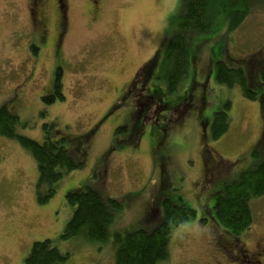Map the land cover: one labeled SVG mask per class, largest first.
<instances>
[{"label":"rangeland","instance_id":"rangeland-1","mask_svg":"<svg viewBox=\"0 0 264 264\" xmlns=\"http://www.w3.org/2000/svg\"><path fill=\"white\" fill-rule=\"evenodd\" d=\"M98 2L100 9L95 15L90 0H69L68 30L62 52L55 56L51 33L44 47L36 31L32 32L29 0H0V108L7 105L19 116L20 134L38 142L48 135L66 137L69 150L85 161L84 168L64 175L55 184L53 198L40 205L36 160L19 141L0 135V264H27L24 260L34 241L46 238L54 239L72 264H115L112 242L57 239L75 210L65 194L85 185L121 200L123 208L115 215L112 233L153 230L164 219L165 198L183 197L196 210L194 219L173 225L169 259L158 264L242 261L224 259L220 246L239 245L242 251H252L257 242H264V196L251 200L253 224L238 237L214 222L209 211L215 204L214 194L223 192L227 183L238 180L256 164L255 149L264 159L263 113L261 102L246 98L240 86L217 82L216 69L219 60L229 67H242L246 73L254 64L256 68L264 66L263 6L255 8L237 30L223 25L215 33L191 39L193 64L177 92L166 95L165 85L147 82L151 91L155 88L165 94L164 102L177 107L189 93L202 105L198 96L205 82L206 98L198 115L193 98L183 115L182 106L157 113L156 104L141 123L132 107L138 97L145 99L149 89L141 92L140 83L128 98L122 99L121 94L133 74L176 30L181 0ZM46 15L52 18L50 11ZM58 69L65 98L45 103L42 97L53 92ZM136 93L139 95L133 97ZM118 102L123 105L113 110ZM226 102L232 104L230 128L215 140L211 122ZM205 120L207 127L201 123ZM93 127V133L80 141ZM208 150L212 153L209 157ZM162 157L168 163L165 168L160 166ZM205 159L209 169L206 181ZM162 175L164 181H160ZM154 207L153 214L147 216Z\"/></svg>","mask_w":264,"mask_h":264},{"label":"trees","instance_id":"trees-1","mask_svg":"<svg viewBox=\"0 0 264 264\" xmlns=\"http://www.w3.org/2000/svg\"><path fill=\"white\" fill-rule=\"evenodd\" d=\"M181 3L180 11L174 21L177 25L176 30L165 41L164 46L156 50L153 58L144 65L143 69L146 70L147 76L141 81L143 84L141 91L145 92L148 88L149 91L144 96L154 98V101L151 100L145 105L144 113L156 104L176 111L182 106L181 103L177 107L164 102L165 94L155 88L151 91L152 85L147 82L156 80L165 85L166 95L177 92L180 83L188 75L190 65L193 64L189 51L192 38L215 33L223 25H227L230 30H237L255 8L261 6L264 8V0H181ZM34 52H37L36 48ZM250 70L246 73L242 67H229L225 61L219 60L216 80L229 87L238 85L246 98L261 102L264 121V66L256 68L254 64ZM60 76L61 71L58 69L53 92L42 97L45 103H53L57 99L65 98ZM158 98L161 104L156 100ZM122 105L121 102L116 103L113 110ZM231 105L230 102H226L225 108L214 114L211 122V137L215 140L222 138L230 128L231 118L228 112ZM184 109L183 107V111ZM113 110L107 116L111 115ZM136 111L139 115L141 109ZM103 121L95 126L99 127ZM20 124L19 116L12 113L7 105L0 108V135L19 141L36 160L39 171L36 198L42 205L48 203L55 195V184L73 170L84 168L85 161L69 150L66 137L53 139L48 135L44 141L38 142L20 134L17 131ZM25 124L27 123H22L23 126ZM202 125L207 126L208 121H202ZM94 127L86 135L84 134L80 141L83 142L88 138L96 128ZM207 154L208 157L212 155L209 150ZM252 156L255 157L256 164L246 169L238 180L227 183L223 192H216L215 204L209 211L214 222L222 225L236 237L253 224L251 200L264 196V159H260L257 149L252 152ZM204 180L206 181V178ZM65 197L67 203L75 210L65 231L57 239L65 241L82 237L95 244L112 242L115 264H158L169 259L173 225L182 224L197 215L196 210L189 207L183 197L176 200L165 198L162 200L164 219L153 230L140 229L112 233L111 225L115 215L123 208L120 199L106 197L89 185L70 190ZM202 221L206 222L207 218L204 217ZM68 258L69 254L61 251L54 239L46 238L42 241H34L24 261L27 264H72L68 262Z\"/></svg>","mask_w":264,"mask_h":264},{"label":"flooded vegetation","instance_id":"flooded-vegetation-1","mask_svg":"<svg viewBox=\"0 0 264 264\" xmlns=\"http://www.w3.org/2000/svg\"><path fill=\"white\" fill-rule=\"evenodd\" d=\"M90 2L93 3V5L95 6L91 12L95 15L98 14V10L100 9V5L98 0H90ZM29 16H30V22H31V26L33 29V33L34 31H36V35L37 37H39V41L41 42V44L46 47V45L49 43V37L51 36V45L53 47L54 50V54L55 56L58 54H60L62 52L63 49V42H64V38L66 37V33L68 30V25H67V11L69 8V0H29ZM50 11L51 12V16L52 18H49L48 15H46V13ZM54 15V25H53V15ZM50 23L52 25V29L50 28ZM51 33V35L49 36V34ZM155 54V52H154ZM154 56V55H153ZM153 56L151 58H153ZM150 58V59H151ZM148 59V60H150ZM147 60V61H148ZM146 61V62H147ZM144 62V65L145 63ZM144 65L138 69L133 75V78L125 85V88L122 91L121 94V98H128V96H131L134 92V89L137 87V85H139L141 83V81L147 76V73L145 72L146 70L143 69ZM58 74V70L56 72ZM56 74V75H57ZM203 85V90L202 92L199 94L198 96V100L202 101V105H199V103H196V98L194 96V94L189 93L188 96L183 100V102L181 103V105L185 108L182 115L184 113H186V110L189 108L188 102H190L193 98H194V103L192 104L195 107V110L197 112H200V109L203 108V100L206 98V95L204 94L205 89L207 88L206 83H201ZM198 85V83L194 84V88H196ZM142 92V91H141ZM136 95H139V93H136L133 97H135ZM144 97H138L136 99L135 102V106H133V113L138 110L141 109V112L139 113V115L137 116L138 120L141 123H143L144 120H142V118L146 117V113H144L145 110H143V108L145 107V105H148V102L151 101L149 99H145ZM124 101V100H123ZM166 106L164 107H159L158 106V111L157 113H160V111L165 110ZM156 113V115H157ZM160 119V117H158ZM202 123V122H201ZM203 127H205L204 125H202ZM207 127V126H206ZM167 132V130H166ZM206 150V148H205ZM160 166H162L163 168H165V165L167 163L166 158L162 157L160 158ZM207 160L205 159L204 162V169H205V177L207 179L208 173H209V169H207V164H206ZM165 175H162L161 180L160 181H164ZM205 179V178H204ZM155 211V207L150 209L149 211L146 212L147 216H151V213ZM153 214V213H152ZM220 250H221V254L222 257L226 260H233L236 257L239 258L242 261L239 262H228V263H220V260H217L216 264H264V242L263 241H259V243L257 242L255 245V249L250 251L247 249H243V251L240 249L239 245L238 246H220ZM243 252V253H242Z\"/></svg>","mask_w":264,"mask_h":264}]
</instances>
